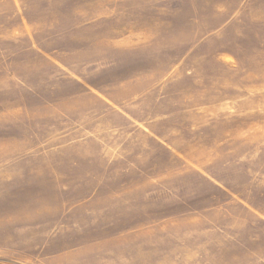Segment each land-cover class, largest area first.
<instances>
[{"label":"rangeland","instance_id":"374dc122","mask_svg":"<svg viewBox=\"0 0 264 264\" xmlns=\"http://www.w3.org/2000/svg\"><path fill=\"white\" fill-rule=\"evenodd\" d=\"M0 264H264V0H0Z\"/></svg>","mask_w":264,"mask_h":264}]
</instances>
